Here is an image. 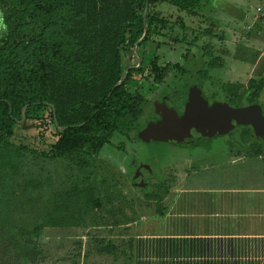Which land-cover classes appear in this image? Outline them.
<instances>
[{
    "label": "rangeland",
    "instance_id": "obj_1",
    "mask_svg": "<svg viewBox=\"0 0 264 264\" xmlns=\"http://www.w3.org/2000/svg\"><path fill=\"white\" fill-rule=\"evenodd\" d=\"M229 1L248 7L258 0ZM212 5L213 0H162L152 4L155 33L142 44L138 39L134 45L122 47L124 66L142 64L133 77L137 83L128 88L146 99L140 123L129 136L115 135L100 149L72 147L65 154L49 156L60 137L54 117L41 116L31 109L27 118L32 126L16 129L7 143L0 144V264H118L116 257L122 253L127 256L131 249V212L138 205L155 202L156 191L178 176L182 168L179 161L184 157L196 154L206 159L213 150L220 160L221 148L227 153V142L235 139L237 145L232 150L236 154L248 149L251 157L262 155L260 160L264 161V144L255 138H250L249 145L238 144L244 129L240 126L214 138L208 146H179L169 139L164 108L158 109L164 102L175 105L178 93L191 85L200 87L207 102L215 97L232 106L222 84L246 78L242 67L234 73L229 68L218 71L208 65L214 62L219 66L221 58L217 54L225 44L224 35L232 29V14L209 10ZM147 57L150 61L141 63V58ZM165 67L168 75L162 79L159 72ZM181 68L188 71L190 85L177 92L170 82L179 76ZM200 70H207L200 73L204 78ZM259 108L262 111V106ZM149 123L160 125L159 131L148 133ZM227 167L217 169L227 171ZM243 167L250 173L263 172L252 162ZM260 173L248 176L249 181L257 182L262 178ZM205 174L219 172L212 168ZM89 193L100 202L99 207H84L83 197ZM66 208L78 218V226H46L50 215ZM107 243L115 247L114 255L99 252Z\"/></svg>",
    "mask_w": 264,
    "mask_h": 264
},
{
    "label": "trees",
    "instance_id": "obj_2",
    "mask_svg": "<svg viewBox=\"0 0 264 264\" xmlns=\"http://www.w3.org/2000/svg\"><path fill=\"white\" fill-rule=\"evenodd\" d=\"M161 1L0 0V144L16 129L32 126L27 118L31 109L54 117L60 137L49 156L72 147L100 149L115 135L129 136L140 123L146 99L128 88L137 83L133 77L142 64L124 66L122 47L134 45L145 28L141 44L155 33L150 6ZM145 61L149 57L141 58ZM208 65L217 67L214 62ZM159 73L165 78L167 67ZM178 73L171 81L174 87L185 83L188 71L181 68ZM262 88L261 78L222 84L234 109L264 115V105L259 104ZM240 137L243 144L253 139L248 129ZM83 204L99 207L100 202L89 193ZM78 225L66 208L50 215L46 226ZM99 252L114 255L116 249L107 243Z\"/></svg>",
    "mask_w": 264,
    "mask_h": 264
},
{
    "label": "crops",
    "instance_id": "obj_3",
    "mask_svg": "<svg viewBox=\"0 0 264 264\" xmlns=\"http://www.w3.org/2000/svg\"><path fill=\"white\" fill-rule=\"evenodd\" d=\"M213 3L209 10L232 14L217 70L236 73L242 67L246 79L240 83L261 78L259 104L264 105V0L248 7L229 0ZM232 147L227 153L221 148L220 160L211 150L212 157L192 154L179 161L178 176L156 191L155 202L131 212V249L116 257L118 264H264V161L248 149L238 155ZM251 162L263 172L244 169ZM212 168L219 174L206 175ZM255 173L262 178L249 181Z\"/></svg>",
    "mask_w": 264,
    "mask_h": 264
},
{
    "label": "water",
    "instance_id": "obj_4",
    "mask_svg": "<svg viewBox=\"0 0 264 264\" xmlns=\"http://www.w3.org/2000/svg\"><path fill=\"white\" fill-rule=\"evenodd\" d=\"M147 12L145 9L144 17ZM146 34V28L142 38ZM129 68L125 69L120 82ZM163 119L170 127L169 139L182 147L195 145L208 146L217 136L230 132L236 126H250L255 139L264 143V118L253 109H234L221 102L214 101L210 106L203 103L200 90L192 87L185 103L184 112L177 116L166 107ZM149 127L152 133L153 127Z\"/></svg>",
    "mask_w": 264,
    "mask_h": 264
},
{
    "label": "flooded vegetation",
    "instance_id": "obj_5",
    "mask_svg": "<svg viewBox=\"0 0 264 264\" xmlns=\"http://www.w3.org/2000/svg\"><path fill=\"white\" fill-rule=\"evenodd\" d=\"M200 76H201V74H200ZM202 78H204V77H202ZM188 81H189V79H188V77H187V75H185V83L184 84H180V85H177L176 87H174L172 84H171V82H170V86L174 89H176L175 91H177L178 92V90H180V88L181 87H183V86H185V85H190L189 83H188ZM192 87H197L199 90H200V94H201V97H202V100H203V103L206 105V106H210L214 101H217V102H220V101H218V100H214L215 99V97H214V99H212L210 102H207V100L205 99V97H204V94H203V92L201 91V89H200V87L198 86V85H191L190 87H189V89H184V90H182V91H180L179 93H178V96L176 97V100H175V105L172 103L171 104V102H164L163 104H161V105H159V107H158V109L159 110H161V108H167V109H169V110H172L177 116H179V115H181L183 112H184V110H185V103H186V101H187V97H188V94H189V92H190V89L192 88ZM222 103V102H221ZM224 104V103H223ZM226 105V104H225ZM228 106V105H227ZM230 107H234V106H230ZM253 110H255V109H253ZM257 111V110H256ZM259 112V111H258ZM260 113V112H259ZM261 114V113H260ZM262 116H264L263 114H261ZM151 125H156V126H154L153 127V130L155 129V130H158L159 131V129H160V125L158 126L157 124H154V123H149L148 124V130H149V127L151 126ZM165 126H167V127H169V125H166L165 124ZM240 127H244V129H248V130H250L251 131V133H252V129H251V127L250 126H240ZM170 128V127H169ZM147 130V131H148ZM153 132V131H152ZM241 132H242V130H241ZM148 133H150L149 131H148ZM253 135V134H252ZM240 136H241V134H240ZM218 137V136H217ZM216 138V137H215ZM254 138V137H253ZM213 140V139H212ZM250 140V139H249ZM251 141V140H250ZM211 142V141H210ZM259 142H261V141H259ZM240 143H242L241 142V137H240V141L238 140V144L241 146V144ZM262 143V142H261ZM210 144V143H209ZM208 144V145H209ZM228 146H233V145H237L236 144V142H235V139H234V141H228ZM180 146V145H179ZM142 173V172H141Z\"/></svg>",
    "mask_w": 264,
    "mask_h": 264
}]
</instances>
